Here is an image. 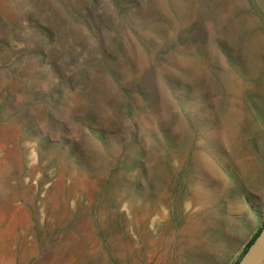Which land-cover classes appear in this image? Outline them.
I'll return each instance as SVG.
<instances>
[{
  "label": "rangeland",
  "instance_id": "1",
  "mask_svg": "<svg viewBox=\"0 0 264 264\" xmlns=\"http://www.w3.org/2000/svg\"><path fill=\"white\" fill-rule=\"evenodd\" d=\"M263 222L264 0H0V264H235Z\"/></svg>",
  "mask_w": 264,
  "mask_h": 264
},
{
  "label": "water",
  "instance_id": "2",
  "mask_svg": "<svg viewBox=\"0 0 264 264\" xmlns=\"http://www.w3.org/2000/svg\"><path fill=\"white\" fill-rule=\"evenodd\" d=\"M236 264H264V225Z\"/></svg>",
  "mask_w": 264,
  "mask_h": 264
},
{
  "label": "trees",
  "instance_id": "3",
  "mask_svg": "<svg viewBox=\"0 0 264 264\" xmlns=\"http://www.w3.org/2000/svg\"><path fill=\"white\" fill-rule=\"evenodd\" d=\"M120 18H121V20H123L124 21V23H123V25H122V30H124V29H126V28H130V29H132L133 28V24H132V22L130 21V15H128V13L125 11V10H123V9H121L120 10ZM141 42L142 43H144L143 42V40L141 39ZM152 47H154V45L153 44H148L147 46H146V48L147 49H151ZM170 86H168V88L170 89V90H173L174 88V86H173V84H169ZM264 225V222H263V224H262V226ZM261 226V227H262ZM261 227H259L258 229H257V231L255 232V234L252 236V238L250 239V241L247 243V245H246V247H245V249L243 250V252H242V254L245 252V250L247 249V247L249 246V244L254 240V238L257 236V234L259 233V231H260V229H261ZM242 254H241V256H242ZM240 256V257H241ZM240 259V258H239ZM238 259V260H239ZM238 260L236 261V263L238 262ZM235 263V264H236Z\"/></svg>",
  "mask_w": 264,
  "mask_h": 264
},
{
  "label": "bare ground",
  "instance_id": "4",
  "mask_svg": "<svg viewBox=\"0 0 264 264\" xmlns=\"http://www.w3.org/2000/svg\"><path fill=\"white\" fill-rule=\"evenodd\" d=\"M147 227V226H146ZM137 228H138V226H137ZM145 230H146V228H145ZM148 230V229H147ZM136 231V230H135ZM140 231V230H139ZM145 232V231H144ZM140 240V239H139ZM144 242V241H143ZM107 263V261L105 262V264ZM99 264V263H98ZM107 264H109V262L107 263Z\"/></svg>",
  "mask_w": 264,
  "mask_h": 264
}]
</instances>
